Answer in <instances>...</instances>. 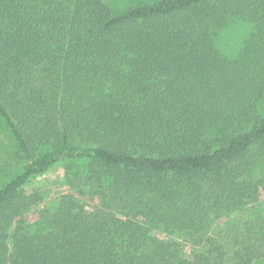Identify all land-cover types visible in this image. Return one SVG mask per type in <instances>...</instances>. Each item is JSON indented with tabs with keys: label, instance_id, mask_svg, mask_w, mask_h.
Returning <instances> with one entry per match:
<instances>
[{
	"label": "trees",
	"instance_id": "1",
	"mask_svg": "<svg viewBox=\"0 0 264 264\" xmlns=\"http://www.w3.org/2000/svg\"><path fill=\"white\" fill-rule=\"evenodd\" d=\"M0 118V264L264 259V0H0Z\"/></svg>",
	"mask_w": 264,
	"mask_h": 264
},
{
	"label": "rangeland",
	"instance_id": "2",
	"mask_svg": "<svg viewBox=\"0 0 264 264\" xmlns=\"http://www.w3.org/2000/svg\"><path fill=\"white\" fill-rule=\"evenodd\" d=\"M158 0H106L114 13L121 12L128 7L137 4H152ZM233 21V20H232ZM253 26L244 21L230 22L228 27L221 31L218 40V49L229 57H235L244 41L252 33ZM24 163L18 154L17 143L12 134L6 128L0 118V187L23 169ZM64 172L61 167L52 170L51 173L35 180V186L42 188L46 202H52L59 198L65 191ZM253 264H264V259Z\"/></svg>",
	"mask_w": 264,
	"mask_h": 264
}]
</instances>
